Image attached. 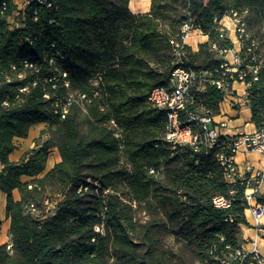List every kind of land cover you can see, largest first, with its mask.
I'll return each instance as SVG.
<instances>
[{
  "label": "trees",
  "instance_id": "1",
  "mask_svg": "<svg viewBox=\"0 0 264 264\" xmlns=\"http://www.w3.org/2000/svg\"><path fill=\"white\" fill-rule=\"evenodd\" d=\"M7 2L6 14L0 15V71L20 68L27 58L44 70L45 55L58 50L65 57L58 67L67 71L72 90L89 95L100 90L102 95L89 106V114L73 106L60 119L53 112L51 86L47 99L40 83L19 98L15 85L25 81L0 85V102L10 100L9 107L0 106V190L7 194L14 242L13 254L5 245L0 248V264H223L239 247L248 207L244 189L226 181L213 155L189 147L173 152L161 145L166 116L148 97L154 87L167 84L170 38L179 34L187 10L210 35L198 50L189 48L197 69H208L216 60L210 49L219 34L213 19L235 7L248 10V31L259 43L264 70V0H151L150 10L138 14L130 10V0H54L53 8L34 0L23 26L13 28L8 16L17 5ZM28 37L37 39L29 44ZM66 90L61 84L57 94L64 96ZM197 95L215 115L220 113L224 91L209 86ZM249 96L252 121L260 128L264 78L253 84ZM111 119L121 137L110 127ZM40 123L50 129L49 137L38 140L18 162L11 161L15 138L28 137ZM54 147L61 159L43 174ZM161 166L162 177L150 174L151 167ZM81 185L88 189L79 191ZM15 189L21 193L18 200ZM51 189H60L62 198L43 212ZM217 195L230 198L231 205L215 206ZM256 197L264 204V193ZM31 204L39 213L29 211ZM102 222L104 233L95 230ZM169 234L184 243L175 253L164 245Z\"/></svg>",
  "mask_w": 264,
  "mask_h": 264
},
{
  "label": "built area",
  "instance_id": "2",
  "mask_svg": "<svg viewBox=\"0 0 264 264\" xmlns=\"http://www.w3.org/2000/svg\"><path fill=\"white\" fill-rule=\"evenodd\" d=\"M33 1L25 0L23 7H18L15 3L17 9L8 16L10 27L23 26L26 8ZM37 2L46 8L54 6V0H37ZM7 9V0H0V15H5ZM247 14V9L230 7L222 17L213 19L214 27L219 34L218 38L211 42L210 49L215 52L216 60L208 69L199 70L190 63L189 48L193 51L198 50L199 45L208 41L210 35L196 25L192 12L187 10L179 34L170 38L172 70L167 84L154 87L150 91L148 100L153 107L164 112L166 116V130L160 138V144L166 145L173 152L189 147L194 153L213 155L222 167L226 181L238 184L244 189V198L253 212L256 226H259L260 218L264 214V204L252 205V201L264 181V170H254L251 164H247L246 170L251 172L250 178L247 179L238 167L236 156L239 152L245 151H255L264 155V126L253 132L226 136L221 133V128L225 127L227 122L218 121L212 109L198 101L197 95L198 92L212 86L224 91L225 97L229 94L233 95L235 106L250 107L249 89L264 78V70L262 62L259 61V43L248 31ZM37 18V11H35L33 19L37 20ZM198 36L206 37V41L197 43V49H195L194 42L197 41ZM36 39V37H28L26 42L33 44ZM64 58V54L58 50L47 53L44 57V62L48 63L47 70H43L42 66L28 58L24 59L20 68L12 65V71H0V85L13 83L15 80L25 81L23 84L15 85L18 92L16 97L19 98L29 91L31 86L40 83L44 86V97L47 99L52 96L48 89L51 86L53 95L56 97L53 112L57 118L65 119L73 106H77L83 114L87 115L89 106L102 95V92L96 90L94 95H89L87 92L72 90L67 71L58 67V62H62ZM51 72L53 73L49 76ZM101 80L102 75L99 74L94 78V84L97 86ZM236 83L243 84V94H238L235 90ZM61 84L67 89L64 96L57 94ZM0 106L1 108L10 106L9 96L0 102ZM99 107L102 110L105 109L104 105ZM109 124L115 130V135L121 137L117 122L111 119ZM150 174L162 177L164 167H151ZM87 189L88 186L81 185L79 191ZM213 203L217 207L226 208L231 205V199L224 195H217L213 198ZM29 211L39 213L34 204L30 205ZM104 229V222L95 226L97 232L104 233ZM5 246L8 253L13 254L14 242L11 236ZM249 257H253L256 264H264V255L259 249L257 238L253 239L250 251L239 246L228 255V258L239 264H243ZM221 263L226 264V259H223Z\"/></svg>",
  "mask_w": 264,
  "mask_h": 264
},
{
  "label": "crops",
  "instance_id": "3",
  "mask_svg": "<svg viewBox=\"0 0 264 264\" xmlns=\"http://www.w3.org/2000/svg\"><path fill=\"white\" fill-rule=\"evenodd\" d=\"M15 2V0H14ZM130 0L129 8L134 14L145 13L150 10L151 0ZM16 3V2H15ZM149 4V5H148ZM206 41V37L198 36L197 41L194 42V48L197 49V43ZM235 90L238 94H243L244 86L241 83H236L234 85ZM218 121H226L227 125L221 128V133L226 136H234L241 132H253L257 129L256 124L252 121V110L248 106L238 107L234 105L233 95H227L224 97L223 101L220 102V113L216 115ZM46 123L36 124L31 127L29 136L26 138L17 137L14 142L16 144V149L19 148L20 153L18 156H13L16 149L10 154V160L18 162L21 158L32 148V140H30L34 128ZM35 134V133H34ZM36 137V136H34ZM26 142V145L20 146V143ZM59 151V150H58ZM53 150L50 151L46 169L43 174L48 172L58 161L61 159L60 152ZM236 162L240 171L245 174L247 179L250 178L251 172L246 170V165L251 164L254 170H264V155L255 151H245L239 152L236 156ZM3 168V163L0 161V170ZM33 177H24L25 181L32 180ZM264 193V181L262 182L257 195H262ZM13 196L16 200L21 198V193L18 189L13 191ZM252 201V205L261 203L257 200V197ZM6 206H7V194L0 190V248L6 244L10 238V219L6 216ZM245 219L244 223L240 224V231L238 234L239 246H242L246 250L250 251L252 249L253 239H258L259 249L264 255V214L260 218L259 226L255 224V218L251 208L245 209ZM249 262L247 264H256V260L253 257H249ZM226 264H233V260L228 258Z\"/></svg>",
  "mask_w": 264,
  "mask_h": 264
},
{
  "label": "rangeland",
  "instance_id": "4",
  "mask_svg": "<svg viewBox=\"0 0 264 264\" xmlns=\"http://www.w3.org/2000/svg\"><path fill=\"white\" fill-rule=\"evenodd\" d=\"M24 1L25 0H15V2L18 5V7H23L24 6ZM147 2H148V0H147ZM147 2H146V4H147ZM163 28H166V26H163ZM43 132H47V133L44 134ZM50 132L51 131H50V129H48V126L46 124H42V125H39V126L35 127L34 131L32 133V136L30 138V140H32V143H33L32 148L34 146H36V143H37L38 140L44 141L45 139H47L49 137V133ZM34 136H36V137H34ZM19 145L20 146L26 145V142H24L23 144L20 143ZM53 150L58 151L57 147H54ZM19 153H20V150H19V148H17L13 156H18ZM45 194L47 196V199H46V201L44 203L45 207L42 210L43 212H47L50 208H53L54 205L56 204V202L59 201L62 198L60 189H51V190H48ZM164 245H165L166 248H168V250L171 253H175L177 248H181V247L184 246V243L176 241L175 236L173 234H169L165 238ZM185 248H190V247H185Z\"/></svg>",
  "mask_w": 264,
  "mask_h": 264
},
{
  "label": "bare ground",
  "instance_id": "5",
  "mask_svg": "<svg viewBox=\"0 0 264 264\" xmlns=\"http://www.w3.org/2000/svg\"><path fill=\"white\" fill-rule=\"evenodd\" d=\"M142 1H146V0H142Z\"/></svg>",
  "mask_w": 264,
  "mask_h": 264
}]
</instances>
